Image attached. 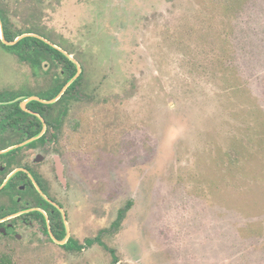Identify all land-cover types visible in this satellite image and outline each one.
Returning a JSON list of instances; mask_svg holds the SVG:
<instances>
[{
  "label": "rangeland",
  "instance_id": "1",
  "mask_svg": "<svg viewBox=\"0 0 264 264\" xmlns=\"http://www.w3.org/2000/svg\"><path fill=\"white\" fill-rule=\"evenodd\" d=\"M0 2L82 67L60 135L87 180L61 198L95 240L23 238L14 264H264V0ZM57 68L0 44V86Z\"/></svg>",
  "mask_w": 264,
  "mask_h": 264
},
{
  "label": "flooded vegetation",
  "instance_id": "2",
  "mask_svg": "<svg viewBox=\"0 0 264 264\" xmlns=\"http://www.w3.org/2000/svg\"><path fill=\"white\" fill-rule=\"evenodd\" d=\"M53 65L58 68L47 89L44 80L25 82L21 88L0 86V264H14L15 252L25 249L19 245L23 238H27L29 245L48 240L77 253L84 245L91 246L95 242L86 239L82 245L71 236L69 207L61 198L65 191L74 188V183L85 184L87 180L78 170L81 150L75 146L68 151L67 145L61 144L60 135L66 106L85 90L83 79L78 84L75 82L83 71L81 67L79 76L64 90L66 92L75 82L67 94L69 103L64 106L58 102L61 96L54 102H46L53 99L51 93L62 86L58 76L62 65ZM71 176L76 177L77 182L72 181Z\"/></svg>",
  "mask_w": 264,
  "mask_h": 264
},
{
  "label": "trees",
  "instance_id": "3",
  "mask_svg": "<svg viewBox=\"0 0 264 264\" xmlns=\"http://www.w3.org/2000/svg\"><path fill=\"white\" fill-rule=\"evenodd\" d=\"M0 19L2 23L4 37L8 41H13L22 34H28V33H34L48 38L45 33L40 31L36 27H25L21 29H15V27L12 26L11 20L8 14L6 13L5 8L2 6L1 2H0ZM48 39L50 40V38ZM0 44L4 48L15 53L22 60L29 62V64L32 65L40 64L42 59H46L53 64L60 63L62 65V67L60 68L61 71L58 73V76H60L62 79L61 81L62 86L56 89L53 93H51V95H53L52 98L56 97L61 92L66 81L68 79L71 80L77 72L76 64L72 60L68 59L65 53L55 48L51 43H48L45 40L35 35L24 36L14 45H5L2 43L1 40H0ZM64 50L70 53L67 49ZM66 64H70V66H66ZM82 79L83 76L81 75L78 78V80H76L75 82H77L78 84V82ZM74 84H71L70 88H68L66 92H64L61 95V97L58 100L59 103L65 104L64 106H66V104L69 103V96L67 94L70 92V89L74 86ZM73 243L76 245L75 242Z\"/></svg>",
  "mask_w": 264,
  "mask_h": 264
},
{
  "label": "water",
  "instance_id": "4",
  "mask_svg": "<svg viewBox=\"0 0 264 264\" xmlns=\"http://www.w3.org/2000/svg\"><path fill=\"white\" fill-rule=\"evenodd\" d=\"M27 35H35V36H37V37H40V38H42L41 36H39V35H37V34H34V33H28V34H22L21 36H19V37H17L15 40H13V41H8L7 39H5V37H4V34H3V29H2V23H1V19H0V39H1V41L4 43V44H6V45H12V44H14L16 41H18L19 39H21L22 37H24V36H27ZM42 39H44V38H42ZM46 42H48V43H50L48 40H46V39H44ZM52 44V43H51ZM53 45V44H52ZM53 46H55V45H53ZM67 56H69L70 57V54H68L67 52H65V51H63ZM71 58V57H70ZM71 60H73L76 64H77V72H76V74L74 75V77L63 87V89L61 90V92L55 97V98H53V99H51V100H48V101H46V102H54V101H56L62 94H63V92H64V90L66 89V87L67 86H69V84L74 80V79H76L78 76H79V74L81 73V66L77 63V61L75 60V59H73V58H71ZM62 242H64V241H62Z\"/></svg>",
  "mask_w": 264,
  "mask_h": 264
}]
</instances>
